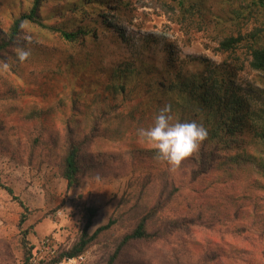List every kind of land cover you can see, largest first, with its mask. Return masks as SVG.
Masks as SVG:
<instances>
[{
    "label": "trees",
    "instance_id": "1",
    "mask_svg": "<svg viewBox=\"0 0 264 264\" xmlns=\"http://www.w3.org/2000/svg\"><path fill=\"white\" fill-rule=\"evenodd\" d=\"M157 1L182 32L213 33L218 39L217 52L226 54L228 62L223 67L210 68L205 61L193 60L192 75L187 77L178 71L168 48L160 58H152L144 41L140 56L126 67L102 69L103 57L72 49L79 42L84 45L87 40L110 35L115 27L113 21L119 19L122 0H0V20L7 23L6 30H0V62L11 64L10 71L17 82L23 78L25 84L22 82L21 87L30 86L32 93L39 88L33 93L35 104H19L7 113L11 119L17 118V126L1 121L0 147L16 155L18 143H39L37 151L43 158L54 157L67 188L83 186L87 180L108 182L126 175L132 177L121 197L124 203L118 208L134 198L130 210L140 216L135 226L118 238L114 250L107 255V264H264V239L260 238L264 234V202L260 207L256 203H239L234 205L236 212L220 216V199L229 191L249 188L264 195V101L262 97L253 101L257 108L250 111L248 95L234 85L237 71L245 63L264 75V0ZM37 29L51 33L58 42V50L32 47L46 55L47 65L58 71L57 90L32 84L31 78L27 74L22 77L24 74H18L14 66L22 64L16 59V49L32 44V33ZM25 34L31 36L30 41L23 39ZM119 36L123 37L120 32ZM107 51L108 46L101 54L115 53ZM44 82L54 85L57 80L47 78ZM37 97L42 100L37 101ZM62 100L66 104L58 106ZM55 104L63 114L60 128L52 117ZM165 105L171 106V122L196 121L208 133L199 149L176 170L151 157L149 153L154 148L137 132L150 127ZM116 125L120 128L115 131L112 126ZM115 133L122 137L118 139L122 140V149L114 148L115 155L106 152L96 158L87 153L95 138L111 139ZM137 137L141 139L135 141ZM34 158L35 154L27 161ZM126 159L131 160L129 170ZM154 159L159 161L152 166L158 170L155 176L150 170L133 178L137 167ZM188 181L199 185L203 201L186 196L180 201L183 209L170 210V203L181 198L179 191L185 185L181 182ZM5 189L13 194L11 189ZM151 195L154 204L142 210V202ZM243 195L236 193L235 199ZM24 210L20 225L27 218L28 210ZM97 212L94 206L84 209L82 232L70 247L56 242L59 258L87 255L100 233L116 222L110 217L90 234ZM162 213L166 220L161 218ZM246 217L250 222L240 221ZM154 218V226L149 225ZM141 242L152 248L149 256L155 261H146L138 251ZM23 244V264H29L39 244ZM136 252L140 253L139 260L134 258Z\"/></svg>",
    "mask_w": 264,
    "mask_h": 264
},
{
    "label": "rangeland",
    "instance_id": "2",
    "mask_svg": "<svg viewBox=\"0 0 264 264\" xmlns=\"http://www.w3.org/2000/svg\"><path fill=\"white\" fill-rule=\"evenodd\" d=\"M118 17V20L113 21L115 27L109 32L110 35L100 37V41L99 39L92 40L93 43L91 40H87L84 45L79 42L72 50L78 52L83 50L96 57H103L100 66L102 69L111 70L113 65L124 68L128 62H133L137 56H140V47L146 41L145 43L149 46L148 56L160 58L161 53L168 48L178 71L185 73L187 77L192 75L191 62L193 60L205 61L210 68L223 67L228 62L225 59L226 54L217 52L218 39L213 33L190 32L186 34L182 32L179 26L172 23L164 14L158 6L157 0H122V9H119ZM80 25L87 27L85 23H80ZM71 26L70 23L69 27ZM5 27L7 28L6 21L0 20V30H6ZM119 32L123 37L119 36ZM32 34L33 43L26 45V48L30 45L28 49L31 50V55L22 64L16 65L14 63V66H17V73L24 74L22 77L27 74L31 78L30 82L34 85H45L41 86L43 89L52 86V89L57 90L60 86L57 79L58 71L52 70L47 65L49 62L46 55L38 54V51L32 47L48 48V50L56 48L58 50V42L52 38L51 33L49 35L39 29ZM106 46L110 48V51L107 52L115 51V53L103 56L101 52L105 51ZM47 78L57 80V82L54 85H52L54 82L46 85L44 80ZM22 82L23 78L21 82H17L10 70L0 71V125L2 120H7L9 126H17V118L11 119L7 113L18 108L19 104L36 103L32 98L34 91L39 88L35 87L32 93L30 86L21 87L25 84ZM234 83L241 93L248 95L250 111L257 108L253 101L261 97L264 101V75L251 70L247 63L241 71H237ZM24 94H27V97ZM37 99V101H41L42 97H37ZM57 104L61 106V104L66 103L62 100ZM58 106L56 104L52 106L51 111L55 123L60 128L62 125L60 120H62L63 114ZM64 109L65 107H63V111ZM27 118L28 116L25 117L26 120ZM112 127H115V131L120 128L118 125ZM119 135L120 133H115L114 137L110 136L111 139L106 137L95 138L87 149V153L96 158H100L101 155L104 156L106 152L115 155L114 148L117 151L122 149V140L118 141L122 137ZM245 138L248 140L246 136ZM138 139L141 138L137 137L135 141ZM18 144L19 149L16 148V155L11 153L12 156L8 153L10 151L0 147V264H23L26 249L23 243L26 242L27 247L30 245L37 246L44 237L52 234V232H55L56 241H59L62 247H70L82 232L85 223L84 209L91 206L97 207L98 212L89 229L90 234L98 227L106 224L110 217L116 221L109 229L101 232L95 243L87 249L86 257L91 264H107V255L114 250L118 238L131 230L140 216L130 210V207L134 205V198H131L130 203L125 204L123 208H118L124 203L121 201V197L132 177L126 175L113 178L108 182L101 179L87 180L83 186L67 188L66 180L61 177L54 157L43 158L37 151L40 147L39 143L24 141L21 146L20 143ZM156 152L157 150L154 148L149 154L151 157L157 158ZM33 154H35L33 161H27ZM17 157L18 159H16ZM19 157L21 158L19 159ZM130 162V159H126L127 170L130 168ZM156 163L159 164V161L154 159L146 165L137 167V170L132 173L134 174L133 178L144 176L150 170H152L151 175L155 176L158 170L157 168L152 169V166ZM257 170L260 172L261 168ZM102 171L108 172L110 169H103ZM142 181L143 179H140V182ZM181 183L185 184L183 187L181 186L179 191L181 198L170 203V210L183 209L180 201L186 196L190 200L192 197H196L203 201L202 192L197 183L189 181ZM5 188L11 189L13 194H9ZM236 193L244 195L239 196L241 199L236 200ZM153 198L154 196L151 195L142 202L144 203L141 206L142 210L147 211L154 204V201H151ZM213 202L216 205V198ZM247 202L253 205L256 203L255 205L258 204L260 207L264 202V195L260 190L255 192L249 188L229 191L220 199V208H223L220 216L233 214L236 212L234 205L248 204ZM251 206L249 205V207ZM24 207L28 210L27 218L20 225V217L25 212ZM156 218L151 220L149 225H153L152 222L157 221ZM161 218L166 220L167 216L162 213ZM249 220L248 217L244 220L240 219L245 223L250 222ZM256 222L258 223L259 220ZM248 233H250V229ZM260 238L264 239V234ZM139 245L138 251H141L146 261H155L149 256L152 254V248L144 242ZM134 258L139 260L140 253L136 252ZM160 260L163 262L161 257Z\"/></svg>",
    "mask_w": 264,
    "mask_h": 264
},
{
    "label": "clouds",
    "instance_id": "3",
    "mask_svg": "<svg viewBox=\"0 0 264 264\" xmlns=\"http://www.w3.org/2000/svg\"><path fill=\"white\" fill-rule=\"evenodd\" d=\"M24 27L23 25L21 26ZM24 40L30 41L31 36L25 34ZM31 55L26 47L16 49V59L23 63ZM9 62H0V71H8ZM171 106L165 105L154 118V123L148 128H139L138 136L150 143L156 150L157 158L166 162L170 170L179 169L181 162L197 151L202 141L208 135L207 129L196 121L171 122L173 117L169 114Z\"/></svg>",
    "mask_w": 264,
    "mask_h": 264
},
{
    "label": "built area",
    "instance_id": "4",
    "mask_svg": "<svg viewBox=\"0 0 264 264\" xmlns=\"http://www.w3.org/2000/svg\"><path fill=\"white\" fill-rule=\"evenodd\" d=\"M54 234L44 237L37 246L29 264H88L86 255L59 258Z\"/></svg>",
    "mask_w": 264,
    "mask_h": 264
}]
</instances>
